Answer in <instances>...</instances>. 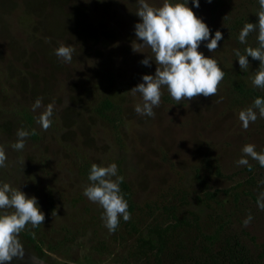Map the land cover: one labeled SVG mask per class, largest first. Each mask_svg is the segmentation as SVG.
Returning <instances> with one entry per match:
<instances>
[{
    "label": "rangeland",
    "instance_id": "rangeland-1",
    "mask_svg": "<svg viewBox=\"0 0 264 264\" xmlns=\"http://www.w3.org/2000/svg\"><path fill=\"white\" fill-rule=\"evenodd\" d=\"M188 6L211 36L223 34L215 51L207 41L198 51L224 78L217 95L179 103L162 86L148 117L130 92L157 67L150 48L133 51L142 43L137 0H0V183L36 197L45 214L20 233L25 256L11 264H264V167L242 152L246 144L264 151V117L254 109L247 129L239 120L264 88L251 80L260 62L249 56L243 70L235 55L259 46L258 30L239 41L258 22L259 0ZM60 43L74 48L70 63L55 55ZM146 56L151 66L141 64ZM38 98L54 105L47 130L37 122L44 108H32ZM18 129L29 133L19 151ZM112 163L130 219L110 232L83 190L92 164Z\"/></svg>",
    "mask_w": 264,
    "mask_h": 264
},
{
    "label": "clouds",
    "instance_id": "clouds-1",
    "mask_svg": "<svg viewBox=\"0 0 264 264\" xmlns=\"http://www.w3.org/2000/svg\"><path fill=\"white\" fill-rule=\"evenodd\" d=\"M195 7H199V0H192ZM211 3L212 0H207ZM136 15L140 22L135 24V35L142 43H133V51L139 52L141 47L151 49L157 65L154 75H143L142 83H139L130 92L133 95L139 93L143 99V105L137 104L135 111L138 115L154 117V108L161 103L162 86H166L170 96L178 103L183 99L193 100L203 96L205 98L217 95L218 86L225 73L218 66L215 59L206 57L198 51L201 43L207 41L209 52L218 48V42L223 39V34L217 30L214 37L211 36L208 25L193 12L188 6V0L181 3H172L171 0H163L160 7L150 6L146 0H137ZM258 22L246 23L239 34V41L246 43L248 35L258 30V47H247L244 54L237 49L235 55L241 69L249 68L248 57L258 60L259 67L251 76L255 87L264 88V0H259ZM74 48L60 43L55 49V55L65 63L72 60ZM153 57L146 56L141 61L144 66H151ZM43 107L44 110L38 117V123L44 130L51 126L53 104L43 106L42 100L37 99L32 108L33 111ZM264 117V98L257 97L252 107L239 112V120L244 129L250 123ZM29 133L23 129L17 130V141L13 148L17 151L24 149L25 138ZM242 152L244 156L251 157L264 167V151L257 152L253 144H246ZM7 155L5 149L0 146V167L6 166ZM240 165H248L246 158L237 161ZM117 165L108 166L92 164L88 180L90 183L84 187L83 194L93 203H98L103 209L102 220L108 230L114 231L119 225L122 216L125 221L130 219L128 203L120 190L122 178L113 180L117 176ZM264 198V193L261 194ZM264 209V203L259 205ZM11 209L12 211H8ZM251 216L244 221L247 225ZM45 221V214L38 207L36 197L29 198L19 188L12 187L9 183H0V264H11V261L23 259L25 248L20 242L19 235L28 224L38 227Z\"/></svg>",
    "mask_w": 264,
    "mask_h": 264
},
{
    "label": "trees",
    "instance_id": "trees-1",
    "mask_svg": "<svg viewBox=\"0 0 264 264\" xmlns=\"http://www.w3.org/2000/svg\"><path fill=\"white\" fill-rule=\"evenodd\" d=\"M257 97H260V96H257ZM261 98H264V97H261ZM124 188H125V186H124Z\"/></svg>",
    "mask_w": 264,
    "mask_h": 264
}]
</instances>
